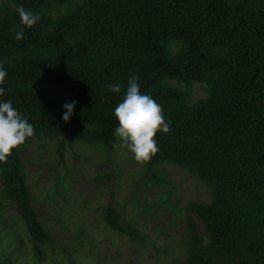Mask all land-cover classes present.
I'll use <instances>...</instances> for the list:
<instances>
[{
	"label": "trees",
	"instance_id": "1",
	"mask_svg": "<svg viewBox=\"0 0 264 264\" xmlns=\"http://www.w3.org/2000/svg\"><path fill=\"white\" fill-rule=\"evenodd\" d=\"M19 6L39 15L33 27L21 24ZM0 64V102L10 100L32 137L55 141L59 155L74 143L115 150L114 109L138 77L170 122L143 163L149 181L173 165L210 194L183 205L186 264H264V0H0ZM113 83L119 93L108 90ZM192 83L205 94L189 102ZM41 84L74 94L68 121ZM19 148L0 162V264H105L55 248L31 206ZM7 203L19 210L27 246L3 219ZM189 212L203 226L198 236ZM101 216L108 229L141 240L116 207L104 205Z\"/></svg>",
	"mask_w": 264,
	"mask_h": 264
},
{
	"label": "rangeland",
	"instance_id": "2",
	"mask_svg": "<svg viewBox=\"0 0 264 264\" xmlns=\"http://www.w3.org/2000/svg\"><path fill=\"white\" fill-rule=\"evenodd\" d=\"M38 89L62 104L74 100L67 89L48 84ZM188 91L189 102L205 94L199 83H192ZM55 145V141L31 137L19 151L33 200L31 206L56 249L65 246L77 262L186 264L182 253L186 234L183 205L208 201L210 194L202 183L180 167L168 164L158 168L163 180L150 182L143 163H137L127 149L106 152L74 143L59 155ZM106 204L116 207L122 223L129 222L138 229L140 241L134 242L105 226L101 208ZM1 212L6 224L17 230L27 246L19 210L7 203ZM189 213L195 223L192 230L198 236L203 226Z\"/></svg>",
	"mask_w": 264,
	"mask_h": 264
},
{
	"label": "clouds",
	"instance_id": "3",
	"mask_svg": "<svg viewBox=\"0 0 264 264\" xmlns=\"http://www.w3.org/2000/svg\"><path fill=\"white\" fill-rule=\"evenodd\" d=\"M23 26L31 28L40 19L38 14L27 11L23 6L16 9ZM15 38H23V31H16ZM7 72L0 64V84L4 83ZM113 93L121 91L119 83L107 86ZM5 90L0 87V96ZM75 101L65 103L66 109L62 119L68 121L72 115ZM114 117L118 127L114 136L120 141L114 148H123L129 151L137 163H146L159 151L155 139L158 132L167 133L170 122L164 118L163 107L148 94H142L138 77L131 76L127 81L126 93L114 109ZM35 134V129L22 114L13 107L12 102H0V162L6 163L12 151L23 145L26 140Z\"/></svg>",
	"mask_w": 264,
	"mask_h": 264
}]
</instances>
